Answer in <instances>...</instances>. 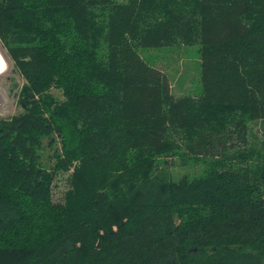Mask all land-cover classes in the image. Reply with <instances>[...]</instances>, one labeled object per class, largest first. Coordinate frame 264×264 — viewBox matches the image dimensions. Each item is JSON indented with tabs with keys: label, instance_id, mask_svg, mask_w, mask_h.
Returning <instances> with one entry per match:
<instances>
[{
	"label": "trees",
	"instance_id": "1",
	"mask_svg": "<svg viewBox=\"0 0 264 264\" xmlns=\"http://www.w3.org/2000/svg\"><path fill=\"white\" fill-rule=\"evenodd\" d=\"M0 39L25 79L0 119V264H264V0H0ZM180 43L200 44L199 96L139 51ZM177 154L209 167L155 178Z\"/></svg>",
	"mask_w": 264,
	"mask_h": 264
},
{
	"label": "rangeland",
	"instance_id": "2",
	"mask_svg": "<svg viewBox=\"0 0 264 264\" xmlns=\"http://www.w3.org/2000/svg\"><path fill=\"white\" fill-rule=\"evenodd\" d=\"M115 2H125L127 0H113ZM108 8L99 6L94 9L95 16L100 24H104L107 19ZM101 54L106 51V41L101 37ZM0 50L6 60V69L0 74V119L11 118L13 115L23 111L19 104V94L25 82L21 72L15 65L13 59L8 55L7 49L0 39ZM146 61L161 69L169 78L171 89L176 96L192 95L199 96L202 92L203 84L201 78V53L200 44H176L163 47H141L139 49ZM52 93L57 99H64L65 96L61 88L53 87ZM249 142L257 150L253 162L264 161V120H248ZM53 147L48 145L49 139L44 140L41 148V163L48 169H53L56 163L54 150L63 154L62 142L58 136ZM75 164L70 165L67 171L58 170L53 182V200L64 202L65 195L71 189L70 177L75 169ZM209 167V159H196L193 156L162 155L158 157L156 167L153 171L155 178L180 180L184 176L189 178L203 175Z\"/></svg>",
	"mask_w": 264,
	"mask_h": 264
},
{
	"label": "bare ground",
	"instance_id": "3",
	"mask_svg": "<svg viewBox=\"0 0 264 264\" xmlns=\"http://www.w3.org/2000/svg\"><path fill=\"white\" fill-rule=\"evenodd\" d=\"M6 69V60L3 53L0 50V74Z\"/></svg>",
	"mask_w": 264,
	"mask_h": 264
}]
</instances>
